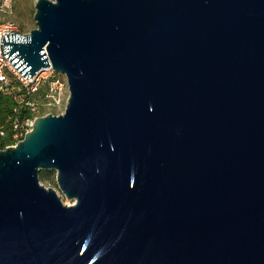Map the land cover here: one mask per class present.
Returning <instances> with one entry per match:
<instances>
[{"label": "water", "instance_id": "water-1", "mask_svg": "<svg viewBox=\"0 0 264 264\" xmlns=\"http://www.w3.org/2000/svg\"><path fill=\"white\" fill-rule=\"evenodd\" d=\"M33 20L0 56L68 96L0 151V264H264V0H36Z\"/></svg>", "mask_w": 264, "mask_h": 264}, {"label": "trees", "instance_id": "trees-1", "mask_svg": "<svg viewBox=\"0 0 264 264\" xmlns=\"http://www.w3.org/2000/svg\"><path fill=\"white\" fill-rule=\"evenodd\" d=\"M47 93V82L41 83L35 93L29 94L13 77L8 76V91L0 93V151L15 145L22 139L24 132L30 130L26 123L31 124V121L37 118L35 117L37 108L39 105L43 108L47 101L45 98ZM19 134L21 137L15 139L14 136ZM53 174V172L41 171L38 180L51 182Z\"/></svg>", "mask_w": 264, "mask_h": 264}, {"label": "built area", "instance_id": "built-area-1", "mask_svg": "<svg viewBox=\"0 0 264 264\" xmlns=\"http://www.w3.org/2000/svg\"><path fill=\"white\" fill-rule=\"evenodd\" d=\"M11 0H0V11L9 10ZM9 33H19L17 27L9 23L0 24V37ZM1 45V44H0ZM6 55L0 56V93H6L8 91V76L13 77L29 94L35 93L37 87L43 82L48 83V93L46 95V103L43 105V109L46 108V113L42 116L47 115L58 116L63 113L68 92L66 81L63 76L54 73L49 67L44 68L40 73L33 75L30 79L21 76L15 71V69L5 59ZM29 130L24 132L27 133ZM1 135V134H0ZM21 137V135H15L14 138Z\"/></svg>", "mask_w": 264, "mask_h": 264}, {"label": "rangeland", "instance_id": "rangeland-1", "mask_svg": "<svg viewBox=\"0 0 264 264\" xmlns=\"http://www.w3.org/2000/svg\"><path fill=\"white\" fill-rule=\"evenodd\" d=\"M36 0H11L10 9L0 11V24L9 23L17 27V30L20 34H27L29 31L35 29V22L33 20L34 14V4ZM51 1V0H49ZM40 107L37 108L35 117L37 118L42 114H45L46 108ZM32 122V121H31ZM27 128L30 127V122L26 123ZM55 175L53 174L51 182H39L46 188H52L55 190L59 196L61 202L64 205H70L73 203L72 200H67L64 196L58 191L56 184L54 182Z\"/></svg>", "mask_w": 264, "mask_h": 264}]
</instances>
